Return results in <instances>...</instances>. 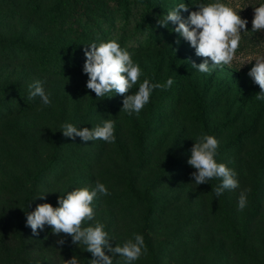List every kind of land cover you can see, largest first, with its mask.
<instances>
[{
	"label": "rangeland",
	"instance_id": "374dc122",
	"mask_svg": "<svg viewBox=\"0 0 264 264\" xmlns=\"http://www.w3.org/2000/svg\"><path fill=\"white\" fill-rule=\"evenodd\" d=\"M126 2L0 0V264H64L73 256L91 264L92 254L70 236L47 225L34 236L26 213L41 203L58 207L60 196L97 182L110 195L94 201L90 223L104 225L113 247L143 235L147 253L133 264H264V99H256L261 90L248 76L254 59L264 57V31L252 32L254 8L264 0H220L248 21L247 31L237 59L209 73L192 67L204 58L172 31L176 25L158 21L181 3L189 7L181 12L187 21L199 4L215 0ZM110 40L140 66L139 83L174 81L154 89L138 115L121 111L119 94L98 100L86 87L85 47ZM246 59L253 61L243 66ZM36 81L50 106L29 99ZM105 120L114 121V143L61 132L65 123L91 129ZM201 135L219 141L217 163L237 173L239 188L219 198V180L196 185L191 177L187 161ZM113 264L126 261L117 255Z\"/></svg>",
	"mask_w": 264,
	"mask_h": 264
},
{
	"label": "clouds",
	"instance_id": "9594fccd",
	"mask_svg": "<svg viewBox=\"0 0 264 264\" xmlns=\"http://www.w3.org/2000/svg\"><path fill=\"white\" fill-rule=\"evenodd\" d=\"M198 9L191 11L185 21L181 12H189V7L181 3L169 12L163 21L159 20L158 24L163 27H168L169 22L176 25L172 31L183 37L195 49L197 56L204 58L199 65L192 63V67L200 73H209L213 68L231 65L237 59L241 32L247 31L248 21L242 19L233 7L220 0L199 4ZM260 31H264V4L254 8L252 20V32ZM176 43L179 44V41ZM84 55L86 59L83 73L88 76L87 89L94 92L98 100L109 97L111 93L124 97L121 111L128 115L133 113L138 115L150 102L154 89L167 90L174 83L171 78L166 84H153L148 79L139 83L140 66L133 62L131 54L122 49L116 40L91 43L85 47ZM252 61L246 59L242 64L243 66L251 64ZM254 61L255 64L248 72V76L261 90L256 99H264V57H256ZM137 84L138 90L129 94ZM29 88V99L39 97L44 106L51 105L50 96L40 81L34 82ZM114 127L113 120H105L102 126L98 125L91 129L65 123L61 126V132L73 140L79 137L83 142L102 140L114 143L116 139ZM218 147L219 141L214 136L201 135L190 149L191 155L187 161L188 165L195 169L191 177L196 185L206 184L214 179L220 181L213 190L217 198L222 196L225 190H235L240 186L237 173L225 164L217 163L215 157ZM109 195L108 188L99 182L92 190L86 187L74 189L58 198V207H53L50 203L37 204L34 211L26 213V226L31 228L34 236H38L46 225L51 228L54 235L70 236L73 245L83 244L86 251L92 254L91 264H113V257L117 255L123 257L126 264H133L147 253L143 235L134 234L123 246L113 247L104 225L98 221L95 224L90 223L95 219L94 201L98 196ZM37 198L46 199V194H41ZM247 204V190L241 191L238 209L243 211ZM65 242L64 239L56 241L60 246ZM106 251L111 255H107ZM64 264H79V260L73 256L64 260Z\"/></svg>",
	"mask_w": 264,
	"mask_h": 264
},
{
	"label": "trees",
	"instance_id": "16d2710c",
	"mask_svg": "<svg viewBox=\"0 0 264 264\" xmlns=\"http://www.w3.org/2000/svg\"><path fill=\"white\" fill-rule=\"evenodd\" d=\"M120 4H124V6H127L126 0H120ZM147 17H148V12H145L144 15H143V17H142L141 23H144ZM154 39H155V41H157L159 43L161 42V38L158 35H156V34L154 35ZM26 47H28V46L26 45ZM31 48H32V50H34V47H31ZM28 57L31 58L32 57V54H29ZM152 212H153V210H151L150 213H152Z\"/></svg>",
	"mask_w": 264,
	"mask_h": 264
}]
</instances>
